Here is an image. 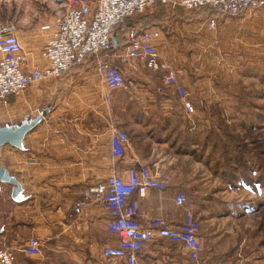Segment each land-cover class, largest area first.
<instances>
[{
  "label": "crops",
  "instance_id": "obj_1",
  "mask_svg": "<svg viewBox=\"0 0 264 264\" xmlns=\"http://www.w3.org/2000/svg\"><path fill=\"white\" fill-rule=\"evenodd\" d=\"M208 18L204 10L191 12L169 5L150 7L144 13L129 16V20L114 30V49L103 57L121 67L123 87L108 89L96 66L97 59L89 57L62 75L33 81L26 89L8 95L10 113H28L46 103H51L52 108L26 133L25 149L5 144L0 150V160L32 194L22 202L10 199L12 214L18 221L0 234L1 243H19L38 235L45 247L51 244L56 251L119 264L100 252L103 245L118 239L106 228L110 213L101 203L90 201L76 221L68 218L66 212L82 195L84 186L114 172L126 177L131 165H148L171 179L166 189L150 188L144 196L133 193L132 198L138 202L137 220L143 226L156 216L171 224L178 223L184 212V206L175 202L179 190L187 195L186 207L193 195L198 198L220 195L222 152L219 150L237 148L243 141L253 143L247 135L260 129L250 123L253 119L260 123L258 116L264 104L263 90L259 87V83L264 84L263 76H259L257 68L259 56L264 62L261 50L264 10H248L239 16L216 15L214 28L208 27ZM53 19L50 16L35 28L28 41L19 39L27 70L42 63L40 51L51 35ZM130 25L154 32V46L189 93L195 106L192 114L185 113L174 85L165 78V69H151L135 60L119 61L117 55L123 47L124 31ZM210 47H222L219 80L216 79L221 74L212 68L207 52ZM243 51L255 54L256 63V71L250 75L256 80H250L245 93L244 67L240 64ZM105 92L110 96L112 114L121 126H127L129 142L122 158L114 157L110 151ZM221 116L228 124L225 132L232 134L229 143L222 140V127L214 121ZM6 152L15 166L5 162ZM227 161L230 166L236 163ZM203 210L212 213L208 220L222 218V208ZM186 251L180 243L155 233L139 252L138 259L141 264H185ZM27 257L18 253L16 264H28Z\"/></svg>",
  "mask_w": 264,
  "mask_h": 264
},
{
  "label": "built area",
  "instance_id": "obj_2",
  "mask_svg": "<svg viewBox=\"0 0 264 264\" xmlns=\"http://www.w3.org/2000/svg\"><path fill=\"white\" fill-rule=\"evenodd\" d=\"M65 10L54 17L51 35L41 48L42 63L30 70L25 68V53L20 44L13 23L0 22V102L6 103L10 93H17L30 86L33 81L44 77H57L72 66L81 64L89 57L97 59L96 66L108 89L124 86L125 78L120 66L107 62L104 56L114 48V27L126 17L144 13L150 7L159 5L179 6L193 11L201 6L220 10L223 15L239 16L248 10H264V0H62ZM208 27L216 26L211 16ZM150 29L130 28L126 43L117 55L122 63L140 61L151 69H165L166 80L174 85L186 114H192L195 106L186 88L178 81L173 68L162 58L152 40ZM107 114L106 122L111 130L109 138L111 154L122 158L127 150L129 137L112 114L108 92L104 93ZM167 174L152 170L148 165H131L126 177L113 173L103 180L84 186L81 196L76 198L66 216L76 221L82 216L90 201L101 203L110 213L106 220L107 230L115 234V243L102 246L100 252L105 258L119 264H141L139 252L146 247L155 233L159 237L185 246V264H205L201 258L202 240L200 223L191 208L185 206L187 195L179 190L175 202L184 206L181 220L171 224L161 216L150 219L143 226L138 220V202L133 193L144 196L148 189L163 190L170 186ZM44 241L38 235L13 244L0 245V264H16L18 253L27 256L41 255ZM239 264V263H233Z\"/></svg>",
  "mask_w": 264,
  "mask_h": 264
},
{
  "label": "rangeland",
  "instance_id": "obj_3",
  "mask_svg": "<svg viewBox=\"0 0 264 264\" xmlns=\"http://www.w3.org/2000/svg\"><path fill=\"white\" fill-rule=\"evenodd\" d=\"M65 8L62 0H0V22L13 23L18 38L22 37L28 41L35 28H39L40 24L48 21L50 16L54 18L60 15ZM261 50L264 51V47H261ZM207 52L212 68L221 74V78L216 80L222 79V47H210ZM241 55L242 63L240 64L244 67L242 80L245 93L246 87L251 85L250 75L256 71V63L254 62L255 54L243 51ZM260 58L257 68L264 82V62ZM252 80L254 82L256 79ZM257 82L259 83V80ZM259 85L264 95V84L259 83ZM262 106L261 115L258 116L260 123L254 119L250 123V126L260 128L257 131L258 134L255 133L256 131H251L247 135L253 143L248 144L243 141L237 148L219 150L220 154L222 152L220 195L209 198H203V196L198 198L193 195L189 199L188 205L200 223L203 244L201 258L205 264H264V186L261 182V177H264V165L257 163L259 158L264 163V104ZM6 111L9 112V100L7 103L0 102V116ZM214 121L216 125L222 127V140L229 143L232 140L230 137L232 134L224 130L225 127L228 128V124L222 120V116L221 119L214 118ZM122 127L127 132V126L122 125ZM9 156L7 152L4 154L5 162L9 166H15ZM228 159L236 163L233 166L227 165ZM227 166L233 167L235 173L230 174ZM8 186L5 185L0 192V225L11 222L13 227L16 219L12 214L14 208L10 205ZM203 208H222V218L208 220V215L212 213H205ZM23 232L28 235L25 229ZM1 244L3 243L0 242ZM43 247L41 255L27 257L28 264H105L100 258L84 259L70 251H56L48 243L46 247L44 243Z\"/></svg>",
  "mask_w": 264,
  "mask_h": 264
},
{
  "label": "water",
  "instance_id": "obj_4",
  "mask_svg": "<svg viewBox=\"0 0 264 264\" xmlns=\"http://www.w3.org/2000/svg\"><path fill=\"white\" fill-rule=\"evenodd\" d=\"M114 40V39H113ZM52 108L51 103L40 105L35 110L28 113L2 112L0 116V150L5 144H9L19 149H25V135L36 126ZM8 116L4 120L3 117ZM5 185H10V198L16 202H22L32 195L23 185L19 177L10 171L3 161L0 160V192ZM17 223L18 219L15 218ZM11 222H4L0 225V234L8 229Z\"/></svg>",
  "mask_w": 264,
  "mask_h": 264
},
{
  "label": "trees",
  "instance_id": "obj_5",
  "mask_svg": "<svg viewBox=\"0 0 264 264\" xmlns=\"http://www.w3.org/2000/svg\"><path fill=\"white\" fill-rule=\"evenodd\" d=\"M197 10H204L205 11V16H208V17H211V16H214L216 18V15H223L222 12L220 10H217L216 8H211L210 6H201V7H198L196 8L195 10L191 11V12H194V11H197ZM127 20H129V17H126L121 23L117 24L115 27H114V30L117 29L118 27H120L121 25H123ZM140 26V25H139ZM139 26H136V25H130L128 26L125 31H124V43H123V46L125 45L126 43V38H125V35L127 33V31L130 29V28H140L142 29L141 27ZM114 49V48H113ZM78 65V64H77ZM75 66V65H74ZM73 67V66H72ZM71 67V68H72ZM256 158V157H255ZM229 161L226 162L227 165H229L228 163ZM260 163V165H264V163H262L261 159L259 158L257 160V163ZM229 169H230V174L233 172V169L232 167L230 166H227ZM264 170V169H263ZM225 171H228V170H225ZM229 173V171H228ZM261 182H262V185L264 186V177H261Z\"/></svg>",
  "mask_w": 264,
  "mask_h": 264
}]
</instances>
